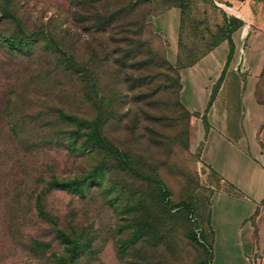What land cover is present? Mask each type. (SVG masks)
Listing matches in <instances>:
<instances>
[{"label":"rangeland","instance_id":"rangeland-1","mask_svg":"<svg viewBox=\"0 0 264 264\" xmlns=\"http://www.w3.org/2000/svg\"><path fill=\"white\" fill-rule=\"evenodd\" d=\"M165 2L0 0V264H211L222 183L182 69L233 14L191 0L172 64L150 23ZM221 87L215 103L237 122L241 88L230 74ZM258 138L264 150V127Z\"/></svg>","mask_w":264,"mask_h":264},{"label":"crops","instance_id":"crops-1","mask_svg":"<svg viewBox=\"0 0 264 264\" xmlns=\"http://www.w3.org/2000/svg\"><path fill=\"white\" fill-rule=\"evenodd\" d=\"M219 1L239 25L231 34L234 52L228 61L230 48L225 40L183 68L181 99L186 108L198 113L195 135L201 159L222 183L210 200L211 264H264V150L258 138L264 127V103L256 96L264 69V0ZM150 23L166 42L169 61L176 64L183 29L181 9L172 6L153 15ZM227 61L225 76L230 74L241 88V116L236 122L232 108L215 103L216 97L207 112V129L202 116Z\"/></svg>","mask_w":264,"mask_h":264},{"label":"trees","instance_id":"trees-1","mask_svg":"<svg viewBox=\"0 0 264 264\" xmlns=\"http://www.w3.org/2000/svg\"><path fill=\"white\" fill-rule=\"evenodd\" d=\"M190 1L191 0H166V4L168 5L163 11L167 10L168 8L172 7V6H176V7H179L182 11V16H183V19L185 17V14H186V11L187 9L189 8V4H190ZM161 11V12H163ZM160 12V13H161ZM159 14V13H158ZM233 18L231 17L228 21V19H226L225 21V26L221 28L220 32V37L219 39L215 42V44L213 45V48L214 49L218 44H220L221 42L227 40L228 43H229V48H230V51H229V54H228V61L230 60V58L232 57V54L234 52V49H235V44H234V41L231 37V34L237 30V28L239 27V25H236V23L233 22ZM236 20V19H235ZM183 31H184V26H183V29H182V32H181V38H180V41H179V50H180V47H181V44H182V41H183ZM8 44L10 45L11 48H14V49H19L22 51L23 49V39L22 38H19V37H10L8 38ZM180 51L178 53V60H177V63H181L180 61L182 60L181 59V56H180ZM198 60H188L186 62V64H184L183 67H189V66H192L194 65ZM228 61L223 69V72L221 74V76L219 77L218 81L213 85V89H212V93H211V96H210V100H209V103H208V107L207 109L205 110L203 116H202V119H203V122L205 123L207 129H208V119H207V112H208V109L210 108V106L213 104V102L216 100V97H217V93H218V89L221 87L223 81H224V78H225V71H226V68H227V64H228ZM181 67V66H179ZM178 77H179V73H177ZM195 116H198V113H194ZM100 142V141H98ZM59 236L65 238L68 242L71 241V237L69 235H67L66 233L60 231L59 232Z\"/></svg>","mask_w":264,"mask_h":264}]
</instances>
